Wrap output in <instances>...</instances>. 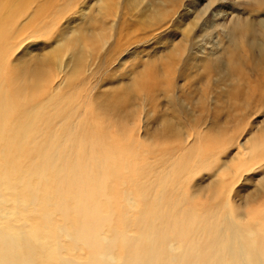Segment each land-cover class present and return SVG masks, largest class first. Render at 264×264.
<instances>
[{"label":"bare ground","instance_id":"6f19581e","mask_svg":"<svg viewBox=\"0 0 264 264\" xmlns=\"http://www.w3.org/2000/svg\"><path fill=\"white\" fill-rule=\"evenodd\" d=\"M104 1V4L99 3L100 1L95 4L99 11L106 8L110 11L100 20L90 16L76 32L73 25L80 0H0V76L1 66L8 68L5 82L0 83V142H7L2 151L3 167H0V264H38L36 251L41 245V239V246L45 248L46 246H43L47 242L44 237L47 232L53 230L50 221L55 212H43L51 202L50 198L45 199L46 194L44 199L42 198L40 187L32 191L35 197L33 208L43 215L37 231L28 232L11 222L9 215H16L18 210L13 212L8 209L5 212L9 201L5 190L9 186L8 189H11L9 167L15 166L18 155L14 143L23 130L25 152L27 150L36 158L37 151L41 157L38 165L40 180L46 177L47 168L55 159L54 147L66 144L64 152L59 155L62 160L55 165L54 173L60 199L57 200L55 209L63 213L65 223L61 224L60 229H63L68 237L74 236L77 242L84 244L88 249L83 264H117L116 253L120 243L123 244L124 250L120 264H264V209L260 219L257 214L247 215L245 205L255 202V198L246 195L239 205L235 206L232 203L231 191L227 188V179L230 176L264 168V128L247 129L243 140H240L243 131L229 137L228 130L222 128L243 126L245 119L257 113H264V0H250L252 3L243 14L234 12L236 10L230 11L231 7L228 8L229 3H225V0H197V3H200L192 8L191 16L186 17L187 20L179 19L178 26L170 22L183 4H186L185 0H152L146 9L149 20L143 23L141 28L135 26L130 29L126 20L120 18L115 44L148 43L153 39L155 40L152 43H160L158 34L163 32L168 35L164 43L173 44L172 47L169 46L170 50L167 49L166 54L159 56V49L156 48L152 53H149L150 48L148 52L146 49L150 55L146 53L145 61L134 64L133 69L129 71V78L105 92L103 98H97L96 112L101 115V130L97 131L96 125L90 122L92 117L85 119L88 113L85 115V111L80 116L78 112L79 109H84L88 102L80 90L89 93L100 86L99 82H91V79L82 75L85 60L84 51L79 47L92 43L95 48L97 43H106L107 37L111 35L106 36V30L112 31L117 26V2ZM141 2L143 0H135V5ZM91 5L92 3L86 1L81 13L89 10ZM133 10L131 6L124 8L126 14H133ZM224 13L233 16L227 20ZM220 25L225 27L226 34L221 40L227 37L226 42L219 40L216 44L213 43L212 47L215 48L212 53L184 58L185 54L189 53L192 40L197 45L200 37ZM151 28H154L151 35L142 36L141 33L142 37L132 40V34L137 30L145 31ZM178 31H181V37L176 40ZM196 31L199 33H195ZM41 38L60 44L46 54V57L40 58L41 61L37 60L38 63L33 68L25 67V64L18 66L11 63L10 58L20 45ZM10 43H13V46ZM64 43L75 44L70 48L74 67L64 79L66 89L55 91L47 100V105L34 113L33 106L39 98L50 93L51 79L60 67L58 63L66 46ZM81 43L84 46H81ZM16 46L18 47L14 48ZM117 48L122 47L117 46L112 51ZM213 72L217 73V85L216 94L211 97L209 87L215 83L209 84V79L210 73ZM9 87L13 90L10 91ZM65 93L72 94L71 98L67 97L66 111L61 108L64 100H59ZM138 97L140 103L137 102ZM161 97L166 100L162 104V107H166L165 113L174 110L178 118L191 128V132H198L195 134L196 138H206L210 132L217 134L219 145L227 143L228 148L225 150L228 155L219 158L217 156L214 160H207L205 164V160L200 158L197 164L201 165V169H213L211 180L195 186L191 194L179 193L180 196L176 197L170 186L175 178L188 169L195 151L194 148L189 150L188 164H177L171 160L174 156H180V159L186 156L182 151L184 148L180 153L177 149L170 153L161 152L153 169L154 175L151 174L154 177H141L134 185L137 196L135 191L124 189L126 214L124 212L121 219L122 227L116 226L113 218L114 201L111 198L113 195L110 196L107 192L109 173L104 162L110 155L107 142L112 136L109 134V128H112L115 121L113 128H117L116 136L124 135V119L134 118L135 109L146 105L157 111ZM208 101H211L210 107ZM74 109L77 119L75 123ZM165 115L168 117L157 119L163 128L154 131L156 138L160 135L170 137L175 114L173 117ZM54 122L60 124L57 129L50 130ZM203 126L208 128L203 130ZM8 127L10 130L6 134ZM189 132L180 133L178 142L184 143L185 146L189 144L188 140L194 136ZM45 135L46 139L43 137ZM188 148L191 149L189 146ZM69 158H73L71 163ZM197 168L199 170V167ZM259 177L264 191V173ZM179 182H175L174 187L182 189L183 186ZM123 184L126 187L127 181ZM27 185L25 184V187ZM102 197L107 199L111 208L108 213H104L100 208L99 200ZM199 197H202V201L203 198H209L216 203L202 213H198L194 207H183L184 203ZM261 197L264 200V194ZM138 198L144 200V205L139 208L138 215L131 218L129 211L139 207ZM71 201L75 202L72 210ZM72 215L79 221L74 234L66 226ZM108 225L111 230L107 235L105 227ZM133 228L139 229V235L131 234L130 229ZM81 262L83 261L76 258L62 256V262L59 264Z\"/></svg>","mask_w":264,"mask_h":264},{"label":"rangeland","instance_id":"374dc122","mask_svg":"<svg viewBox=\"0 0 264 264\" xmlns=\"http://www.w3.org/2000/svg\"><path fill=\"white\" fill-rule=\"evenodd\" d=\"M86 1H89L90 3H92V5L88 7L89 10L86 9L84 10L83 13H81V11L83 10V6H85L86 4ZM96 2L104 4L105 1L104 0H84V1L80 0V4L77 5L76 7V9H78V11L76 12L77 16L74 17L73 27L75 28L76 32H77L78 27L84 25L90 16H93V18H95L96 20H100L104 17L107 11H110V9L107 10V8L99 11V7L95 4ZM114 2L115 3L117 2L116 3L117 5L116 15L118 18L117 17L115 18L117 20V26L114 27L112 31H109L110 30L109 29L108 31L106 30L105 32L106 36H109L111 34L110 36L112 37L110 36L107 37L106 43H97L95 48H93L92 43H87V45L85 46L81 43V46L83 45L84 47H79L78 45H76L81 49L82 52L84 51L83 58L85 60V63H84V68H83L84 72L82 75L85 78L88 77L89 80L91 79L90 80L91 82L100 83L99 87H97L94 90L92 89L91 91L89 90L90 91L89 93L87 91H86L87 93H85V91L83 92L80 90V92L83 93L82 96L84 97V99L86 98L88 102L87 103L85 102L86 106L84 107V109L78 110V112L80 113V116H82L85 111H86L85 115H87L88 113L85 119L92 117L90 122L93 125L94 124L96 125L97 131L101 130V122L99 120L100 112H96L97 105H98L97 98L99 96H101L100 98H103V96H105V92L110 91V89L112 88L114 89V86H116L118 83L122 81H126V78L127 79L129 78L128 76L129 71L133 69L134 64L140 63L147 59V54H148L147 52L149 50H150L149 53H152L153 51L159 49L158 53L160 54H157V56H159L163 53L166 54L165 52H168V50H170L169 46L172 47L171 44H173V43H164L165 41H167L166 39L168 36L164 32L158 34L160 35L158 38L160 43H152L155 39H153L152 38L153 36H151V39L153 40L149 41L148 43H116L115 44L114 42L117 40L116 39L117 36L115 34H116V31L118 30V24L120 23L119 19L123 18L124 20H126V23L130 27V29L135 26L141 28L142 24L149 20V16L148 15L146 16V9L149 8V3H151L152 0H143V2L136 4V5H135V0H115ZM226 2L229 3L228 8L231 7L230 11L236 10L234 12L238 11V13L240 14H243V12H246L249 5L252 3V1L250 0H225V3ZM184 3L186 4L185 5L183 4V6L179 9L175 17L172 18L173 21H171L170 24H173L174 22L175 25L178 26L177 24H180V20H187L186 17H190L192 14V8L195 7V5L199 4L200 1H198L197 3V0H185ZM126 6H131L134 8V10L132 11L133 14L132 13L126 14V12L124 11V8ZM224 14L227 20L231 19V17L233 16V15L229 16L228 13H224ZM86 15H88V17ZM85 16L87 17V19ZM183 17L186 19H184ZM153 29L154 28L145 30L146 33L144 30H137V32L132 34V40L137 39L139 36L142 37L146 35H151V33H153ZM178 32L179 33H177L175 36L176 40H178L181 37V31H178ZM208 32L209 33L211 32V33L209 34L206 32L207 35L205 34L204 37L203 36L200 37L198 39L199 42L197 43V45L196 43L192 42L193 40L191 41L190 47H189V53H186L184 58H188V56L192 57L196 55L197 57H200L201 55L204 56L207 53L208 54L212 53L213 49L215 48V47H212L213 43L216 44V42H218L219 40L221 42L227 41V37H225L223 41L221 40L222 38H224V36H226L225 27L221 25L218 26L215 30L208 31ZM79 33L80 32H78V34ZM141 33H142V36H141ZM195 33H199V31H196ZM43 40L44 39L42 38L37 39V40L32 39V40H29V42L24 43L22 46L20 45L19 49H16L14 53L12 54L10 58L11 63L15 65L25 64V67L27 66L28 68H33L38 63L37 60H40V58L42 57H46V54L50 53L55 46L60 44V43H57L56 41L53 42L54 40H50V41L48 40L43 41ZM40 42H43V43H40ZM64 45H66L65 49L60 54V58L62 59L58 63L60 67L59 69L55 71V75L51 79L50 93L49 92L47 94L45 93L46 95L44 97L42 96L39 98L38 102L33 106L34 113H37L39 109L47 105V100L49 99L51 94L54 95L55 91H61V89L64 91L66 89L64 79L70 74V72L72 71L74 67V64H73L74 59L72 58L73 53L70 50V48L74 47L75 44L74 43L73 44L64 43ZM163 45L165 48L163 47ZM11 46H13V43L11 44ZM18 46L14 48H17ZM117 46L122 47L121 48L122 50L120 48H117V50L112 51V49L116 48ZM162 47L163 49H161ZM146 49H147V52L145 51ZM160 49L163 50V52ZM76 53L77 52L75 51L74 54ZM108 53L109 55H107ZM149 55L150 54H148V56ZM107 59H109L108 63H107ZM1 67H2V70H1V76H0V83L3 84L5 82V76L8 71V68L4 66H1ZM95 72L97 74L94 75ZM210 76L211 78L209 79L210 81L209 84L215 83L211 85V87H209V84H208V87L211 90L210 91L211 93L209 94V96L212 97V96H215L214 94H216L215 90H216V85H217V81H216L217 73L215 72L210 73ZM180 82L182 83L183 81H180ZM8 89L10 91L13 90L11 89V87H9ZM73 94H76V93H73ZM67 97L71 98L72 94L65 93L62 96V99H59V100H64L61 108H63L65 111L68 109ZM137 100H139L137 102L140 103L139 97ZM165 101H166L165 98L161 97L160 101L158 102L159 107L157 111H153V109L149 105L138 107L137 109H135L136 113L134 114V118L130 117L131 118L130 119L127 117L124 119L125 122L122 124V130L124 131L123 133L124 135L120 137L116 136V134L118 133L117 128L116 127L113 128L115 121L113 125L111 126L112 128L111 129L109 128V132H110L109 134H111L112 136V139H108V142H107L110 146V155L107 159L104 160V162H105V167H107V171L109 173V181L107 183V187H108L107 192L109 193L110 196L113 195L111 196V198L114 201L115 215L113 218H114V224L116 226L122 227L121 219L124 217L123 216L125 212L124 207L127 206L126 200H124L125 197L123 195L124 189H130L133 192L135 191L134 193L137 196L138 193L136 190V186L134 185L138 182V180H140L141 177H147L149 179L154 177L152 176L154 175L153 169L156 166V161L158 159L157 156H159L161 152L163 154L165 152L170 153V151H172L173 149H177L180 153L181 149L184 148L182 151L185 153L186 156H184L182 159H180V156H174L171 160L176 161L177 164L178 163L188 164V156L190 153L189 150H192L194 148V151H195L194 157H192L193 160L189 162L187 166L188 169L184 171L181 174V176H178L177 179L175 178L173 180V183L170 186L171 192H173L174 196L176 197H179L180 194H191L193 190L195 189V186L201 185L203 183L206 184L211 180L210 178H212L211 174L213 173L212 171L213 169H205V170L201 169L202 168L201 165L198 166L197 164L200 158L205 160L203 162V164H205L206 162H208L207 160H214L213 158L217 156L219 158V156L224 157L228 155V154L226 155L227 152L225 150V148H228L227 143L225 142L226 140L224 141L226 144L224 143V145H219L218 144L219 138L216 137L217 134H214L211 132L208 133V136L206 138H203L204 136L196 138L195 134H198V132L196 131L193 132V130L191 132L190 131L191 128L187 125L185 121L183 122L178 118L174 110L171 112L169 111L165 113L166 107L164 105L162 107V104ZM208 105L209 107L211 106V101H208ZM73 113H74L73 122L75 123L77 121L75 109ZM95 113H96V117H95ZM165 114L169 116L172 115V117L175 114L174 120L171 125V129H170L169 138L172 137L171 139L164 137L163 135L162 136L160 135L159 137L157 136L156 138L155 135H153L154 131L156 130L158 131L159 129L163 128L161 127L162 124L160 125V123L157 122L158 121L157 119L168 117ZM93 118L95 122L92 121ZM244 123L245 124H243V126L241 125L240 127L225 126L222 128L225 129L226 131L228 130L227 133H229V137L230 136L234 137L240 133L239 131H243L244 134L240 138V140H243V138L245 137L244 135H247L246 134L248 132L247 129L256 130V129L264 128V113L263 112L257 113L251 118L245 119ZM59 124H57V122H54L51 128L49 129L50 130L57 129ZM207 128H208L207 126H203L202 129L206 130ZM9 130H10L9 127L6 128V134L9 132ZM203 130H201V132ZM189 131L193 133L194 135L192 138L188 140L189 144L187 143V145L185 146L184 143L178 142L179 134L180 133L186 134ZM0 133L2 135V131H0ZM125 135L127 137H125ZM43 137L44 139H46L47 135ZM23 138L25 139V130L22 131V133L20 134V136L16 139V142L14 143L15 152H18V155H17V160H15L16 162L14 163L15 166L9 167L11 189H8L10 187L9 186L5 190L7 194L6 196L9 199L5 207V212L8 209H10L13 212L18 210V213H16V215L14 214H11V216L9 215V219L11 220V222L15 226L20 227L21 229L26 230L28 232L37 231L40 228L43 215H42V212L39 213V210L36 211L33 208L35 197L32 191L35 188L40 187L39 192L42 198L44 199V196L46 194L45 199L50 198V202H51L47 204V209H44L43 212L50 214L48 210L49 211L52 210L55 213L52 217V221H50L52 224L53 230L47 232L46 234L47 236L44 237V241H46L47 244H44L43 247L45 246L46 247L42 248L41 246L42 239H41V245L36 251L38 264H59V262H62V256L65 258L67 257L76 258L79 261H83L81 262V264H83L84 261L86 260L88 249L86 248L84 244L77 242L74 239V236L70 238L64 233L63 229H62L63 231L60 229L61 224L65 223L62 217L63 213L61 211H56L55 209L56 208L55 204L57 203V200L59 199L58 190H57L58 183L56 180V175L54 173L55 168H56L55 165L62 160L60 159L59 155H61L64 152V148L66 144H64V146H62L63 145L62 144L60 147H57V145L54 147V152L56 151L55 157H54L55 159L52 160L51 164L47 168V171L45 173L46 177L40 180L39 175H38V168H39L38 165L40 164L41 157L40 155L38 156L37 151H35L36 158L34 157L35 155H32L27 150L25 152V142L23 141ZM3 139H5V137H3ZM61 142L62 141H60V143ZM44 143H45V140H44ZM6 146H7L6 140H3L0 142V167H3L4 161H3L2 151H4ZM177 146L180 148L178 149ZM188 146L191 147V149H189ZM218 146L219 147L221 146L220 149ZM185 148L188 153L185 151ZM179 153H177V155ZM71 159L73 158H69L70 163L72 162ZM165 166L167 165L165 164ZM191 166L192 168L190 170ZM197 167H199V170ZM191 171L194 174H192ZM262 173H264V168H256L250 171H244L241 174H238L237 176H234V177L230 176L227 179V188L230 189L231 191V196L233 199L232 203L235 206H238L240 203V200L244 198L246 195L252 196V198H255L254 199L255 202L245 205L244 210H245V213L249 216L251 215L253 216L254 214H257L259 219L261 218V213H263L262 211L264 209V200L261 197L263 196L264 191L259 182V178H260L259 175H261ZM126 181H127V184L125 187L123 183ZM175 182H179L183 186V188L179 189V188L174 187ZM184 183L186 184V186ZM228 183H230V185ZM25 184H28L27 187H25ZM196 200L199 202H197ZM99 203H100V208L102 209L104 213L110 212L111 208H109L108 201L105 197L100 198ZM214 203H216L215 200L212 201L209 198L208 200L207 198H203V201H202V197H199V198H195L194 200H192V202L184 203L183 207L185 208H188V206L194 207L196 208L198 213H202L205 211V209H208V207ZM74 204H75L74 201L70 202L71 210ZM143 205H144V200L142 201L140 198H138L139 207L138 208L136 207L134 210L129 211L131 218H133V216L135 217V215H138L139 208ZM78 222H79L78 219L74 218V216L72 215L69 221L66 223L67 229L73 232L74 234L78 226ZM110 230H111V227L109 225L105 227V234L108 235L110 233ZM130 230H131L130 232L132 235H136V236L139 235V229L133 228ZM61 246L63 248H61ZM122 248H123V244L120 243L119 251H117L116 253L117 255L116 261L118 262L117 264H120L123 259L122 257L124 255V250Z\"/></svg>","mask_w":264,"mask_h":264},{"label":"snow or ice","instance_id":"6c2138e0","mask_svg":"<svg viewBox=\"0 0 264 264\" xmlns=\"http://www.w3.org/2000/svg\"><path fill=\"white\" fill-rule=\"evenodd\" d=\"M40 43H43V42H40Z\"/></svg>","mask_w":264,"mask_h":264}]
</instances>
